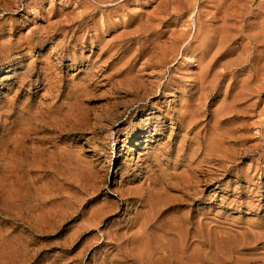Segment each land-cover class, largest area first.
Here are the masks:
<instances>
[{
    "label": "rangeland",
    "instance_id": "374dc122",
    "mask_svg": "<svg viewBox=\"0 0 264 264\" xmlns=\"http://www.w3.org/2000/svg\"><path fill=\"white\" fill-rule=\"evenodd\" d=\"M0 264H264V0H0Z\"/></svg>",
    "mask_w": 264,
    "mask_h": 264
}]
</instances>
